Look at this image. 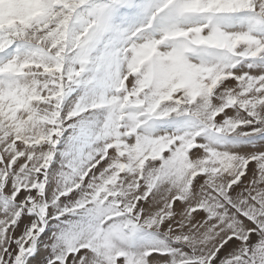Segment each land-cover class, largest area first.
<instances>
[{"label":"snow or ice","instance_id":"6c2138e0","mask_svg":"<svg viewBox=\"0 0 264 264\" xmlns=\"http://www.w3.org/2000/svg\"><path fill=\"white\" fill-rule=\"evenodd\" d=\"M0 264H264V0H0Z\"/></svg>","mask_w":264,"mask_h":264}]
</instances>
